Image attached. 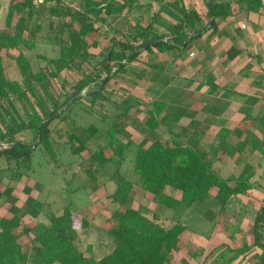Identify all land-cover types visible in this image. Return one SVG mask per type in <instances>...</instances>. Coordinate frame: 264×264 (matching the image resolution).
Wrapping results in <instances>:
<instances>
[{"label": "rangeland", "instance_id": "rangeland-1", "mask_svg": "<svg viewBox=\"0 0 264 264\" xmlns=\"http://www.w3.org/2000/svg\"><path fill=\"white\" fill-rule=\"evenodd\" d=\"M84 2L85 0H62L61 3L76 12L83 10ZM135 2L137 6L130 11L125 10L112 16L102 13L99 17H90L94 22V30L84 38L87 45L85 57H80L75 64L62 70L49 64V61L60 58L61 47L68 46L69 35L79 31L80 23L72 22L70 16L62 19L51 18V10L55 7L56 0H49V3L35 7V15L31 21H27L24 32V38L34 43V46H21L19 50L1 52L6 80L24 83L27 78L20 73L17 62L13 59L22 53L28 58L33 73L42 70L46 75L47 85L45 84V90L39 89V93H45L52 105L55 102L64 103L73 95L79 81L87 75L95 78L96 82H102L107 77V71L100 62L109 56L112 49L119 51V47H112V39L120 42L129 40V28L136 23L148 27L153 24V17L160 10V4L150 0ZM217 2L229 5L230 8L226 10L228 15L225 20L217 19V32L212 38L202 36L190 44L184 53L160 52L157 48L152 53L143 52L123 71L113 69L106 82L103 97L96 104L86 95V89L83 92L85 95L78 102L71 103V108L64 112L61 119L53 120L49 137L53 157L39 141L36 149L31 152L29 161L10 163L0 157V222L11 218L10 207L13 200L18 207L25 206L29 197L26 189H30V196L44 203L46 212L60 215L65 207L70 206L75 215L76 243L80 250L87 257L92 254L96 259H101L115 248L114 241L107 235L112 227L110 218L114 212L125 210L111 199L117 188L118 174L135 185L134 194L128 204L130 208L143 211L148 218H152L154 213L158 214V222L166 229L177 223L186 225V231L179 238L177 248L171 252L165 264H215L225 253L223 247L231 248L230 254L234 255L237 252L232 250L238 246L243 249L246 245L252 246V223L258 213L257 209L260 205L263 206L264 201V159L258 151L251 152L247 148L242 155L235 154L233 158L222 153L217 156L218 159L207 158L208 163H214L213 168L221 177L231 182L232 186H235V181L243 173L246 164L257 170L256 176L250 180V189L246 195L233 196L223 210L214 200L217 190L211 192V197L205 204L177 213L165 210L159 206L157 197L142 191L138 184L139 177L134 172L137 150L150 133L145 124L148 111L156 99L167 104L160 117H166V120L157 130L165 144L174 138V134H180L184 142L213 154L217 145L216 136L222 128H226L235 133L241 131L243 135L240 141L252 138L264 149V9L255 15L248 11L246 5L239 8L233 0ZM17 3L19 0H0V33L11 32L7 18L11 5ZM115 3H122V0H115ZM183 3L187 11L201 17L203 25L211 21L207 16V0H200L201 7L195 0H183ZM19 16L27 17V11L17 10L13 18V28ZM161 17L166 22H175L166 14ZM156 26L160 33L167 32L163 27ZM238 27L244 31L245 36L242 40L237 38L235 41L231 35L236 37L235 33L240 30ZM245 28H251L256 34L249 36ZM224 34L228 35V40L224 38ZM233 46L243 49V55L236 66L230 68V63L239 57L229 60L227 52ZM201 54H210L209 60L214 57L212 64L209 62L210 65H207L209 70L202 66L199 57ZM113 65L114 63L108 67ZM235 70L238 72L236 77L233 74ZM229 71L233 72L232 82H229V74H226ZM212 86H217V89L214 90ZM226 87H238L245 94H240L242 98L237 97L231 101L229 94L223 95ZM198 88L200 91H197ZM210 89L211 94L208 92ZM27 99L12 96L9 101H0L1 129L6 130L14 122H28L25 112H31L32 107L38 111L37 99L34 100L31 94H27ZM200 113L207 116H199ZM175 118L180 120H174ZM115 126L122 130L118 138L124 143L130 141L131 146L124 151L119 167L107 163L103 168L95 159L100 151L104 150L107 158L114 156L116 160H121L118 155H114L113 149L107 148L110 141L108 130ZM90 127L98 129L94 136L86 132ZM73 134L88 139L87 149L80 155L72 153L70 135ZM193 134L195 136H191ZM234 135L230 137V141L235 144L239 138ZM192 137L197 138V141H192L195 140ZM16 138L28 144L36 143L31 132L21 133ZM76 145L75 142L74 146ZM9 147V144L4 145V148ZM239 156L243 162L237 165ZM7 190L12 191L10 196L6 194ZM166 193L177 199L181 198L180 192L170 188L166 189ZM83 218L89 221L90 227L87 230L80 229ZM247 218L249 222H243ZM39 220L47 222L44 215ZM35 222L29 216L23 219V224L29 227ZM1 229L0 226V231ZM242 230L244 233H241ZM21 242L26 246L28 239L23 238ZM256 249L258 248H254ZM258 251L261 253L260 249ZM244 254L233 264H243L244 261L253 264L251 253Z\"/></svg>", "mask_w": 264, "mask_h": 264}, {"label": "trees", "instance_id": "trees-1", "mask_svg": "<svg viewBox=\"0 0 264 264\" xmlns=\"http://www.w3.org/2000/svg\"><path fill=\"white\" fill-rule=\"evenodd\" d=\"M150 1L160 4L159 12L153 17V24L143 27L136 23L135 26L129 28V40L127 41L120 42L112 39L114 42L112 47H119V51H115V48L112 49L109 56L100 62V65L107 71V77L99 83L95 78L87 75L79 81L73 95L68 97L64 103L55 102L53 105L50 99L44 95L45 93H39V89L45 90L47 85L46 75L42 70L33 73L31 64L24 54L20 53L16 58H13L17 62L20 73L27 77L24 79V83L6 80L1 52L3 50H19L21 46H34V43L24 38V32L27 29V21H31L35 15V6L30 0L19 1V3L11 5L7 18L11 32L0 33V101L3 103L9 101L12 96L26 100L27 94H31L34 100L37 99L38 111L32 107L31 112H25L28 122H14L6 130L0 128V145L3 144L0 157L10 163L29 161L31 156L29 151L38 141L53 157L49 142L50 124L55 119H61L64 112L71 108V104L69 106L68 103L76 95L86 89L89 94L101 87L97 95L90 96L93 104H96L97 100L103 97L106 82L110 79L114 68H117V71H123L143 52L151 53L155 48L160 52L180 51L184 53L190 44L202 38L209 31L216 30L218 28L216 20L218 18L226 19L228 15L226 10L230 8L229 5L221 4L217 0H213L212 4L211 0H207V16L210 20H215L214 26L210 27L211 21L207 25H203L200 16L187 11L183 0ZM233 1L237 4L244 3L248 11L255 14L264 9V0ZM61 2V0H56V5L51 10V18L62 19L70 16L72 22L80 23V29L77 33L69 35L70 43L68 46L61 47L60 58L49 61V64L55 65L58 70L68 68L69 65L75 64L80 57H85L87 45L84 38L94 30V22L90 20V17H99L102 13L112 16L125 10L130 11L137 6L135 0H122V3H115V0H101L100 2L85 0L83 10L75 12L65 7ZM47 3L49 0H46ZM18 9H22L23 12L27 11V17L19 16L16 26L13 28V18ZM162 14H166L175 22H166L161 17ZM156 25L163 27L167 32L160 33ZM154 41H157L154 45L147 46ZM241 53L233 46L228 50L227 56L229 60H235ZM112 63L114 65L108 67ZM51 74L55 77L54 73ZM212 88L216 90L217 86H212ZM79 100L80 98L72 103ZM166 108L165 101L156 99L152 103V108L148 111L145 121L150 133L139 146L134 161V172L139 177L138 184L142 191L157 197L160 207L165 210H173L175 213L191 209L195 205L205 204L213 190H217L214 200L222 208L221 210L233 196L246 195L250 189V180L257 174V170L253 166L246 164L243 173L236 179L235 186H232L231 182L221 177L213 168L214 163H208L207 158L218 159L217 156L221 153L228 158H233L235 154L242 155L247 148H250L251 152L258 151L264 159V149L261 144L252 138L240 141L243 135L241 131L235 133V131L226 128H222L218 132L217 145H215L213 154L184 142L180 134H174V138L165 144L157 130L166 120V117L160 119ZM121 131V128L117 126L108 130L110 141L107 146L108 149H113L114 155H118L121 160H116L114 156L107 158L104 150L100 151L95 159L101 167L107 163H113L117 167L122 164L124 151L129 149L131 142L124 143L122 139L118 138ZM24 132H31L36 143L28 144L16 138L17 135ZM86 132L90 136H94L98 129L90 127ZM232 135L239 138L235 144L230 141ZM70 139L74 155H80L87 149L88 139L83 136L73 134L70 135ZM192 139H195L192 141H197L195 137ZM75 142L76 146H74ZM7 144L10 147L4 148V145ZM242 162L243 160L239 156L236 164L240 165ZM117 176V188L111 195V199L114 204L124 207L125 210L114 212L110 218L112 227L107 235L115 243L112 252L101 259H96L92 254L87 257L76 243V220L72 208L65 207L60 215L46 212V205L30 196L31 190L26 189L29 197L25 206L18 207L13 200L10 207L11 218L0 222L2 228L0 231V264H165L171 252L177 248V242L186 231V225L177 223L170 229H166L158 222L160 218L158 214L154 213L152 218H148L143 211L130 208L128 204L134 194L135 185L122 175L117 174ZM167 188L180 192L181 198L177 199L174 195L167 194ZM11 192V190H7L6 194L10 196ZM42 215L46 217L47 222L39 220ZM27 216L36 221L32 227L23 224V219ZM89 227V221L83 218L80 229L87 230ZM23 238L28 239L26 246L21 242ZM252 248L261 250V253L256 257L255 264H264V201L254 220L252 246H246L244 249L236 251L237 253L234 255L230 254V249H226L223 251L224 255H221L215 264L218 262L221 264V261L223 264H233L240 255L249 252Z\"/></svg>", "mask_w": 264, "mask_h": 264}, {"label": "crops", "instance_id": "crops-1", "mask_svg": "<svg viewBox=\"0 0 264 264\" xmlns=\"http://www.w3.org/2000/svg\"><path fill=\"white\" fill-rule=\"evenodd\" d=\"M195 2L199 5V7H201L200 6V0H195ZM201 2H203V0H201ZM231 2V1H230ZM237 6H239V8H243L244 6H245V4L243 3H241V4H236ZM262 11V10H261ZM260 11V12H261ZM259 12V13H260ZM255 14V13H254ZM256 15V14H255ZM246 18H247V15H244ZM222 20H225V19H223V18H221ZM251 20V19H250ZM216 22H217V20H216ZM235 24V23H234ZM239 29H240V27H238ZM244 30H248L247 31V34L250 36V34L252 35V36H254L256 33H254V31L253 30H251V28H249V29H247V28H245ZM215 32H217V29L216 30H212V31H209L207 34H205L208 38H212V36L214 35V33ZM228 34V33H227ZM225 35L226 37H224V38H227V36L229 35ZM223 35V36H224ZM231 35V34H230ZM232 37V39H235V41L237 40V38L239 39H243L244 38V36H245V34H244V31H242V29H240V30H238L236 33H235V36L236 37H234L233 35H231ZM220 37H222V36H220ZM223 38V37H222ZM215 39V38H214ZM213 40V39H212ZM227 40H228V38H227ZM214 41V40H213ZM221 42V41H220ZM230 48V47H229ZM229 48H227V49H229ZM226 49V50H227ZM237 49H239L242 53L240 54V56L237 58V60H235V61H233V62H231L230 63V68H233L234 66H236V64L238 63V61H239V59L241 58V56L243 55V49H241V48H237ZM153 52V51H152ZM151 52V53H152ZM203 54V53H202ZM201 54V56H199L200 57V59H201V61H202V66L204 67V69H207L208 68V66L207 65H210L209 64V62L212 64V61H213V58L211 59V60H209L211 57H210V54H209V56H208V54H206V55H202ZM198 57V58H199ZM204 61H205V63H204ZM208 62V64H206ZM227 63V62H226ZM222 64H223V62H222ZM224 65V64H223ZM212 67V66H211ZM214 68V67H213ZM211 69V68H210ZM215 69H217V66L215 67ZM218 69H219V67H218ZM207 70H209V69H207ZM235 73H233V72H228V73H226V74H229V76H228V79H229V82H232L233 80H234V78H233V74H234V76L236 77L237 75V71L235 70L234 71ZM210 73V72H209ZM233 73V74H232ZM214 74V76H215V78H217V76H216V74L215 73H213ZM209 75H211V74H209ZM210 77H212V76H210ZM243 86V85H242ZM225 89H227V90H225L224 91V93H223V95L224 94H229V98H230V100L232 101V100H235L237 97L238 98H242L241 97V95L240 94H245V92L244 91H240L239 90V88L237 87L236 89H231L230 87H226ZM197 91H200V89L198 88L197 89ZM196 91V92H197ZM210 94H211V92H212V89H210V91H208ZM195 93V92H194ZM194 93H192V94H194ZM206 94V93H205ZM245 96V95H244ZM202 111H204V110H202ZM204 114H199V116H203ZM204 116H207V115H204ZM173 120V119H172ZM174 120H180V118H175ZM197 135H201V134H199V133H197ZM191 136H195L194 134L193 135H191ZM217 194V193H216ZM242 196V195H241ZM245 196V195H244ZM232 199V198H231ZM231 199H229V201L231 200ZM228 201V202H229ZM227 202V203H228ZM227 205V204H226ZM261 208V205L259 206V208L257 209V210H259ZM258 212V211H257ZM245 221V223H248L249 222V219L247 218V219H244L243 220V222ZM248 221V222H247ZM244 223V224H245ZM252 223V222H251ZM253 224H254V222L252 223V228H253ZM243 227H245L244 225H243ZM252 228H251V230H252ZM247 231V230H246ZM241 233H244L243 232V230L241 231ZM239 237V236H238ZM233 239H235V238H233ZM235 240H237V239H235ZM242 242H243V240H242ZM253 243V242H252ZM245 244V243H244ZM246 245V244H245ZM246 246H249V245H246ZM251 246V245H250ZM222 248V247H221ZM241 246H238V248H236V249H233V251H237V250H241V249H243V248H241ZM245 248V247H244ZM226 249H228V247L226 246V247H223V250H226ZM231 249V248H230ZM214 252V251H213ZM220 252V251H219ZM219 252H217V254L219 253ZM250 253H251V255H250V257H252V258H254V262H253V264H255V262H256V257H257V255H259L260 254V252L258 251V249H256V250H254V248H252L250 251H249ZM214 255V254H213ZM215 256H217V255H215ZM245 256V254L244 255H242L241 256V259H243V257ZM250 257H248V258H250ZM236 262V261H235ZM234 262V263H235ZM239 263H240V261H239ZM237 264H238V262H237ZM243 264H247V261H244L243 262Z\"/></svg>", "mask_w": 264, "mask_h": 264}, {"label": "water", "instance_id": "water-1", "mask_svg": "<svg viewBox=\"0 0 264 264\" xmlns=\"http://www.w3.org/2000/svg\"><path fill=\"white\" fill-rule=\"evenodd\" d=\"M213 3V0H211V4ZM215 24V20L214 19H211V24H210V27H213ZM157 41H154V42H151L149 43L147 46H152L156 43ZM101 87H99L98 89H95L94 91H91L89 94H86L88 96H95L97 95V92L100 91ZM98 90V91H97ZM85 94L83 92L79 93L78 95H76L69 103L68 105H70L74 100L78 99V98H81L82 96H84ZM67 105V106H68ZM38 143H36L33 147H32V150L29 151V154H31V152L36 149ZM3 148L2 145H0V150Z\"/></svg>", "mask_w": 264, "mask_h": 264}, {"label": "built area", "instance_id": "built-area-1", "mask_svg": "<svg viewBox=\"0 0 264 264\" xmlns=\"http://www.w3.org/2000/svg\"><path fill=\"white\" fill-rule=\"evenodd\" d=\"M19 1L25 2L26 0H19ZM30 1L33 3V5L35 7H39V6L45 5V3H46V0H30ZM192 56H193V54H192Z\"/></svg>", "mask_w": 264, "mask_h": 264}]
</instances>
